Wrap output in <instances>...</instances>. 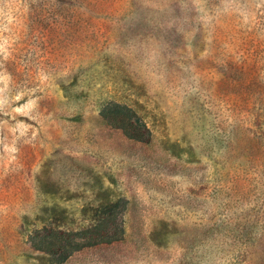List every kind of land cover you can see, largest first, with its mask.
<instances>
[{
	"label": "rangeland",
	"instance_id": "1",
	"mask_svg": "<svg viewBox=\"0 0 264 264\" xmlns=\"http://www.w3.org/2000/svg\"><path fill=\"white\" fill-rule=\"evenodd\" d=\"M0 264H264V0H0Z\"/></svg>",
	"mask_w": 264,
	"mask_h": 264
},
{
	"label": "trees",
	"instance_id": "2",
	"mask_svg": "<svg viewBox=\"0 0 264 264\" xmlns=\"http://www.w3.org/2000/svg\"><path fill=\"white\" fill-rule=\"evenodd\" d=\"M102 122L109 128L118 131L130 142L147 143L151 133L145 122L130 108L118 103H108L101 112ZM124 199L111 206V212L116 211ZM121 223V222H120ZM102 223L90 228L59 231L43 226L35 229L30 236L34 249L47 253L54 262L66 261L74 252L87 247L102 246L119 241L117 233L122 230L119 223L102 228ZM120 228V229H119Z\"/></svg>",
	"mask_w": 264,
	"mask_h": 264
}]
</instances>
